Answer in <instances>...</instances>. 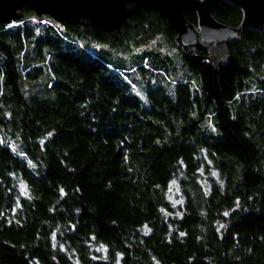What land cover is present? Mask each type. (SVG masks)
<instances>
[{
  "label": "trees",
  "instance_id": "1",
  "mask_svg": "<svg viewBox=\"0 0 264 264\" xmlns=\"http://www.w3.org/2000/svg\"><path fill=\"white\" fill-rule=\"evenodd\" d=\"M129 6L117 35L29 5L0 20V264H264V31L212 60ZM213 15L243 17L226 1ZM165 45L192 71L172 90Z\"/></svg>",
  "mask_w": 264,
  "mask_h": 264
},
{
  "label": "water",
  "instance_id": "2",
  "mask_svg": "<svg viewBox=\"0 0 264 264\" xmlns=\"http://www.w3.org/2000/svg\"><path fill=\"white\" fill-rule=\"evenodd\" d=\"M224 1L242 10L239 26H230L214 17L213 11ZM131 3L158 12L176 32L174 44L188 55L204 49L211 52L212 60H217L246 29L264 31V0H0V20H18L23 8L29 5L39 16L48 14L66 24L84 22L117 35L133 11ZM188 10L197 14V24L187 19Z\"/></svg>",
  "mask_w": 264,
  "mask_h": 264
},
{
  "label": "rangeland",
  "instance_id": "3",
  "mask_svg": "<svg viewBox=\"0 0 264 264\" xmlns=\"http://www.w3.org/2000/svg\"><path fill=\"white\" fill-rule=\"evenodd\" d=\"M33 21H34V18H33ZM19 22L20 21H12L10 23L11 24H17ZM54 22H56V21H54ZM44 23H46V21L44 19H41L39 22V24L41 26H43ZM76 47H78V46H76ZM90 49H91V52L96 53L97 55L98 54L100 55V54L104 53V51L107 50L108 47L106 45H103V44H97V45L93 44L90 46ZM137 51H139V50H137ZM161 52L163 54L171 57V59L174 63V67H175L174 71H170L169 72L170 74H168V76L165 79V81H167V84H166L167 87L172 90L173 87H171V86H173L177 81L185 80V77H186L185 68L190 72H192V71L188 67L184 68L182 60L179 56V52H178L176 46L165 45L164 47L161 48ZM137 58H138L137 54H135L134 52L119 54V52H117V50H115V51L112 50V54L110 55L111 62L116 66L117 65L129 66L132 63H134V61L136 62ZM111 72H112V74H115L113 71H111ZM152 80H153V78H152ZM134 91H135L136 95H138L140 97L143 104L147 105L145 87L142 85L137 86ZM10 142H11V144H13V146L15 148H17L16 141L10 140ZM213 174L215 175L216 172L213 171ZM170 192H171L170 199L175 203V205H179L180 203L183 202V198L180 195L177 183H175V182L172 183Z\"/></svg>",
  "mask_w": 264,
  "mask_h": 264
},
{
  "label": "snow or ice",
  "instance_id": "4",
  "mask_svg": "<svg viewBox=\"0 0 264 264\" xmlns=\"http://www.w3.org/2000/svg\"><path fill=\"white\" fill-rule=\"evenodd\" d=\"M225 215H227V213H225Z\"/></svg>",
  "mask_w": 264,
  "mask_h": 264
}]
</instances>
